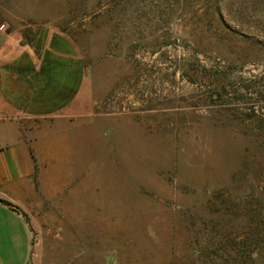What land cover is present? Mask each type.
<instances>
[{"label": "rangeland", "instance_id": "374dc122", "mask_svg": "<svg viewBox=\"0 0 264 264\" xmlns=\"http://www.w3.org/2000/svg\"><path fill=\"white\" fill-rule=\"evenodd\" d=\"M6 11L62 28L85 78L29 264H264V0Z\"/></svg>", "mask_w": 264, "mask_h": 264}, {"label": "crops", "instance_id": "0c3cea01", "mask_svg": "<svg viewBox=\"0 0 264 264\" xmlns=\"http://www.w3.org/2000/svg\"><path fill=\"white\" fill-rule=\"evenodd\" d=\"M80 69L77 46L62 28L1 14L0 264H29L35 215L63 194V148L79 124L71 106L85 80L76 78Z\"/></svg>", "mask_w": 264, "mask_h": 264}, {"label": "trees", "instance_id": "16d2710c", "mask_svg": "<svg viewBox=\"0 0 264 264\" xmlns=\"http://www.w3.org/2000/svg\"><path fill=\"white\" fill-rule=\"evenodd\" d=\"M11 207H13L14 209H16V210H19L17 207H15V206H11Z\"/></svg>", "mask_w": 264, "mask_h": 264}]
</instances>
